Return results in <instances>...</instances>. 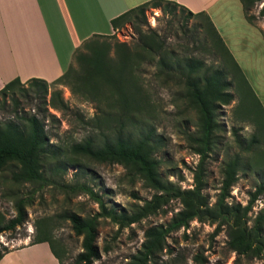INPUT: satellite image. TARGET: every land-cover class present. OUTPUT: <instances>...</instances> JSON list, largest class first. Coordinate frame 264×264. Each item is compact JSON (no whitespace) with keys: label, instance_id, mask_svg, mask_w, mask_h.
Here are the masks:
<instances>
[{"label":"trees","instance_id":"trees-1","mask_svg":"<svg viewBox=\"0 0 264 264\" xmlns=\"http://www.w3.org/2000/svg\"><path fill=\"white\" fill-rule=\"evenodd\" d=\"M244 19L253 25L249 15L255 4H261L258 16L264 17V0H239ZM147 8H159L164 15L175 18L184 14L186 19L200 18L209 34L205 33L204 43L215 58L221 52L239 75L248 95L256 101L260 112L264 110L244 79L241 71L224 46L209 18L203 13H191L174 1L150 0L131 8L109 21L112 35H92L73 51L67 69L50 83L38 78L20 82L14 78L0 89V97L11 94L15 88L29 93L44 102L51 86L66 87L74 97L92 102L102 118H94L92 128L97 137L87 136L67 149L49 143L43 122L36 115L20 117L19 121L7 120L0 123V170L12 166L10 179L15 183H43L49 177L59 176L68 164L63 158L81 157L97 163L117 164L128 173L138 176L143 184L153 191L151 198L143 205L135 206L130 213H116L107 209L100 198L83 183L65 185L70 191L88 194L99 206V216L110 219L119 229L127 227L155 213L171 200H176L180 209L165 226L147 228L139 249L127 264H150L164 249L165 239L170 232L186 228L189 222H206L216 229L225 228L227 247L237 256L255 258L264 264V208L253 218L249 215L253 204L264 194V185L258 184L248 194L244 206L228 202L231 188L236 183L241 158L234 155L225 159L220 166V186L212 204L202 193L206 173V162L214 147V133L219 129L216 113L222 106L233 100L230 93L231 80L219 60L217 66H206L200 59L178 54L169 48L166 40L152 29L143 31ZM130 22L136 34L132 44L111 42L114 34ZM194 39V38H192ZM218 48V51L215 47ZM153 63V81L161 88L168 86L180 89L182 97L195 110L197 122L192 133H185V140L191 152L197 156L192 169L191 188L181 189L177 184L164 180L158 173L159 162L156 154L165 146L164 139L151 126L130 130L129 126L139 123L142 107L148 103L139 59ZM142 103V105H141ZM47 105L54 110H67L59 90L50 93ZM257 109V110H258ZM101 120V121H100ZM103 123V124H101ZM104 128V129H103ZM103 129V130H102ZM251 136L247 144L240 143L243 151H249L255 144ZM47 171L48 176L45 172ZM50 181V180H49ZM24 203L18 200L14 205V216L0 223V235L13 233L26 221ZM70 224L74 235L81 237V252L74 264H91L98 258L96 247V216L81 218L74 213L62 216ZM46 243L50 253L60 264L52 243L45 234L34 235L28 245ZM8 249L0 245V259Z\"/></svg>","mask_w":264,"mask_h":264},{"label":"rangeland","instance_id":"rangeland-1","mask_svg":"<svg viewBox=\"0 0 264 264\" xmlns=\"http://www.w3.org/2000/svg\"><path fill=\"white\" fill-rule=\"evenodd\" d=\"M260 8L261 4H255L249 15L264 38V17L258 16ZM141 29H152L166 40L169 48L178 54L200 59L206 66L214 67L219 60L222 61V66L228 72L227 80L232 82L230 93L233 100L216 113L219 129L214 133L215 145L206 162L202 193L209 204L214 202L220 186L221 163L238 155L241 164L227 200L231 204L244 206L254 187L261 183L264 185V116L256 101L248 95L227 57L221 52L217 54L218 58L210 54L208 44L203 41L209 30L200 18L186 19L184 14H179L172 19L162 14L159 8H147ZM135 39L133 27L127 22L115 32L111 42L127 43L132 47ZM139 60H142L139 62V71L149 98L140 111V122L130 125L129 129L151 126L161 135L165 146L156 154L159 175L181 189L191 188V172L197 156L191 152L185 133L195 130V110L182 97L179 88L157 86L152 78L153 63L148 62L146 57ZM254 64V69L245 71V75L254 95L260 100L264 97V58H259ZM53 90L60 91L67 110H54L47 105ZM44 100L42 102L15 88L6 97H0V123L7 120L17 122L20 117L36 115L43 122L49 143L63 149L87 136L95 138L99 135L91 124L95 117L101 119L102 116L97 113L92 102L74 97L66 87L58 85L48 89ZM251 136L255 137V144L249 151H243L239 144H247ZM63 158L68 164L66 170L52 179L47 177L48 180L43 183H15L10 179L11 171L14 170L12 166L0 170V223L14 216V205L18 200L23 201L26 214V221L20 228L11 234L0 235L2 247L8 250L21 247L29 244L35 234H45L60 264H74L81 252V237L74 235L69 222L62 217L74 213L81 218L96 216L95 244L98 258L91 264H127L139 249L144 231L149 227L165 226L180 209L179 203L171 200L155 213L119 229L110 219L99 216V206L88 194L70 191L65 185L83 183L100 198L105 208L127 214L135 206L148 201L153 191L138 176L128 173L120 165L97 163L69 155ZM45 174L48 176L47 171ZM262 208L264 194L254 202L249 213L251 218ZM150 264H261V261L231 252L227 247L224 227L216 229L215 225L193 220L186 228L167 235L164 249Z\"/></svg>","mask_w":264,"mask_h":264},{"label":"crops","instance_id":"crops-1","mask_svg":"<svg viewBox=\"0 0 264 264\" xmlns=\"http://www.w3.org/2000/svg\"><path fill=\"white\" fill-rule=\"evenodd\" d=\"M148 1L0 0V89L14 78L52 82L67 69L82 41L92 35H112L111 19ZM167 1L209 18L248 84L245 71L264 58V38L244 19L239 0ZM259 101L264 108V97ZM0 264L58 262L46 243H38L10 249Z\"/></svg>","mask_w":264,"mask_h":264}]
</instances>
